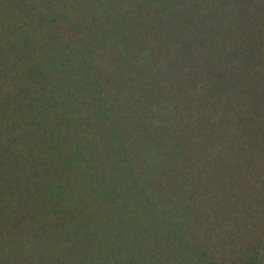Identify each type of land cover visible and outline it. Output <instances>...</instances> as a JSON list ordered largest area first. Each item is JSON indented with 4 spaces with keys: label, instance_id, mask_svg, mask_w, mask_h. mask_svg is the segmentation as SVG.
<instances>
[{
    "label": "trees",
    "instance_id": "trees-1",
    "mask_svg": "<svg viewBox=\"0 0 264 264\" xmlns=\"http://www.w3.org/2000/svg\"><path fill=\"white\" fill-rule=\"evenodd\" d=\"M0 264H264V0H0Z\"/></svg>",
    "mask_w": 264,
    "mask_h": 264
}]
</instances>
